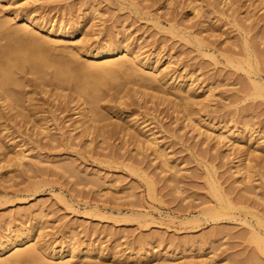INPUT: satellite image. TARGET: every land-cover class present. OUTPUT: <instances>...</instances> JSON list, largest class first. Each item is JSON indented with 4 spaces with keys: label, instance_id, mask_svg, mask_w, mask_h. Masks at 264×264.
<instances>
[{
    "label": "rangeland",
    "instance_id": "1",
    "mask_svg": "<svg viewBox=\"0 0 264 264\" xmlns=\"http://www.w3.org/2000/svg\"><path fill=\"white\" fill-rule=\"evenodd\" d=\"M187 1L0 0V21L7 19L12 28L20 26L27 14L56 28L83 20L75 42H61L70 48L94 46L109 38L129 39L132 49L168 66L173 81L185 80L184 87H192L194 101L202 104L193 106L192 112L198 113H193V121L184 122L183 114L175 113L180 104L174 106L170 97V103L163 102L173 93L169 87L158 85L159 90L146 91L147 96L140 97L133 92L137 86L124 84L121 88L113 81L99 102L105 118L99 125L104 128L101 137L97 132L85 137L78 125L80 104L75 95L74 102L71 97L56 99L50 95L60 92L50 87L51 93L45 95L37 76H21L23 92L31 99L27 105L37 108V113L31 112L37 121L15 123L0 104V116H4L0 126L5 129L7 124L0 140V238L7 228H33L32 237L40 244L58 248L75 242L81 249L96 248L97 254L85 264H264V256L254 254L256 246L248 226L264 235L254 216L238 210L236 221L232 216L214 218L206 212L217 205L210 191L209 167L216 170L232 199L244 201L249 212L264 218V100L240 99L245 72L225 60V56L244 58L242 36L249 27V39L264 52V23L258 19L262 13L247 14L224 0H198L203 9L197 14ZM235 20L244 30L235 26ZM173 26L204 39L218 63L203 56L193 40L171 35ZM55 54L62 56L61 49ZM260 60L264 63V56ZM209 88L213 93L207 102ZM125 92L130 99L120 100ZM66 93L72 96V92ZM117 123H130L134 129L147 127L156 134L173 173L160 167L150 149L139 152L125 144L123 135L116 134ZM245 127L254 133L248 147L253 171L250 184H242L235 173L233 141L219 143L217 136ZM258 140L263 143L261 158L256 157ZM20 149L32 169L15 161L7 165L12 152ZM130 158L137 159L138 165ZM62 165L61 169L73 165L78 178L62 173ZM147 178L154 183V195ZM40 257L50 264L60 262ZM79 261L71 260L84 264Z\"/></svg>",
    "mask_w": 264,
    "mask_h": 264
},
{
    "label": "bare ground",
    "instance_id": "2",
    "mask_svg": "<svg viewBox=\"0 0 264 264\" xmlns=\"http://www.w3.org/2000/svg\"><path fill=\"white\" fill-rule=\"evenodd\" d=\"M187 2H189L186 3L189 9L191 8L192 11L197 14L201 13L203 6L198 4V0H188ZM223 3L226 5L230 4L231 6L237 5L238 8L245 9L247 14L253 11H257V13L261 12L262 15L258 17V19L259 22L264 23V0H224ZM137 6L138 2L133 4L134 8ZM21 20V25L15 28H12V22L7 19L0 21V104L1 108L9 114L8 117H10L13 122L15 121V123L23 121L26 125H30L33 121H37L34 120L36 117L35 114H31V112L37 113L35 112L37 108H34V105L33 107L32 105H27L31 99L29 98V100L28 97L26 98L23 92L25 84L23 83L24 79L23 81L21 80V76L25 78L27 74L35 75L39 80H42L39 86L45 95L51 93L49 88L53 87L60 93L51 94V97H56V99L59 97L65 100L70 97V99H72L73 95H75L78 98L77 99L75 96L73 97L76 98L80 104V107H78L80 108L78 111V125H80L79 129L85 134V137H89L93 132H97L96 134H99L98 136L101 137L104 128L100 127V124L105 118L99 110V102L100 99H103L101 97L105 96L103 94H105L106 88L109 86L111 87L110 82L113 84V81L117 82L121 88H124V84L137 86L139 89H134L133 92L136 95H140V97L147 96L148 93L145 92L156 89L158 85L161 87H169V90L172 89L173 93H170V95L167 92L165 96L169 94L167 96L168 99L162 100L163 102H169L170 97V99L173 100L170 102L174 106L179 107L180 104V111L175 110V113L183 114L184 122L189 120L193 121V106L202 105L194 101L195 91L192 87L189 85L184 87L186 85L185 80L183 81L182 79V81L179 82L173 81L174 76L173 73L169 71L168 66L165 64L162 65L160 59L151 58L141 51L132 49L133 43L128 41L129 39L120 37L122 40L118 39L115 41L109 38L103 43H98L94 46L70 48L68 45H62L61 42L67 43L66 40H69L70 43H74V38L78 34L80 26L84 23L80 21L83 20H80L77 24L71 23L59 28H56L53 23H48L44 21V19H36L28 14L23 16ZM234 23L236 27L243 29L236 20ZM179 30V28L173 26L169 29V33L173 36L180 35L185 41L193 40L197 45L198 51L203 56L210 57L215 63H218L215 52L204 45V39L191 36L185 32V29H183V31ZM250 30L251 28L249 27V31L245 32L242 36L244 58L236 59L231 56H225V60L226 64L233 65L234 68L245 72L246 81L242 83L243 89L240 93L243 94V96L240 99L244 101L250 98L254 100H264V76L262 75V73H264V63L260 60V55L264 56V52H260L253 42H251V39H249ZM6 31L8 34L5 36L3 33ZM3 40H6V44L2 43ZM84 41L85 40H83L82 43ZM60 49L62 51V56L55 54L57 51L60 52ZM83 59L87 61L82 63L81 61H83ZM140 89H142L143 92H140ZM67 91L72 92V96L67 94ZM212 93V89L209 88L206 93L207 102L212 98ZM129 94V92H125L120 100L130 99ZM71 101L74 102L73 99ZM121 115L123 116L124 113ZM3 117L0 116V122L4 119ZM129 122L132 123L133 119ZM38 123H40V121H38ZM130 123L115 124V130L117 129L116 134H122L125 139V144H132L139 152H143L145 150L144 148L147 150L150 149L155 155V158L160 160V167L165 172L173 173L174 167L170 164L167 155L160 148L156 134L148 130L147 127L134 129V126H130ZM134 123L136 124V122ZM6 126L5 129H2L0 126V140L7 129ZM41 128L44 132L47 131L43 127ZM243 130L230 134H228V132H223L217 136L219 143L225 141L230 143L233 141L231 148L237 155L235 157V173L240 176L242 184H250L253 171L250 158L252 154L248 147L253 141L254 133L250 128ZM103 141L105 140L103 139ZM256 144L259 147L256 151V153H258L256 157L261 158L263 143H260L258 140ZM12 154L13 157H11L10 160H8L6 156V160H8V164L6 163L7 165L10 164L9 166H11V163L14 161L19 166L29 164L30 159L23 150H14ZM3 155L4 160L2 161H5L4 152H2V156ZM136 160L130 158V161L134 163ZM28 166L29 168L31 167L30 164ZM60 167H63V165L59 166V169H61ZM73 167V165H68V167L66 166L61 169V172H67L73 177L78 178L79 172ZM32 168L33 167H31V169ZM207 170L211 195L217 200V205L206 210L208 215L211 214L214 218L232 216L233 220L238 221L239 219H235L234 216L235 212L239 210L244 213H250L256 218V223L259 228H264V218L257 213L249 212L247 207L243 205L244 201L238 202L232 199L230 197L231 192L225 190L216 177V170L209 167ZM147 179L150 191L154 195V183L152 180H149L150 178ZM247 190L250 189L247 188L246 191ZM58 197L59 200H64L63 197ZM244 197L239 199H244ZM94 210L98 211L99 209L98 207H94ZM117 213L118 215H122L120 210H118ZM248 226L252 234V242L256 246L254 254L264 256V235L258 228H254L250 225ZM5 231L6 234L0 238V264H50L49 262H44L45 260L43 261L41 259V255L51 260H59V264H72L71 260L77 258L80 260V263H84V261L86 262L93 255L97 254L96 248L87 247L81 249L75 242L68 244L63 243L58 248L40 244V241H36L35 238L32 237L33 228H24L21 230H11L7 228ZM98 255H100V253ZM68 257L71 260H66Z\"/></svg>",
    "mask_w": 264,
    "mask_h": 264
}]
</instances>
